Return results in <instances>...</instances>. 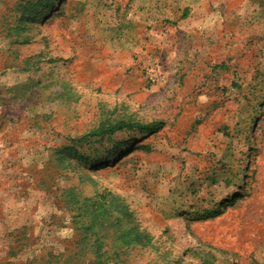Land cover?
<instances>
[{"label": "rangeland", "instance_id": "1", "mask_svg": "<svg viewBox=\"0 0 264 264\" xmlns=\"http://www.w3.org/2000/svg\"><path fill=\"white\" fill-rule=\"evenodd\" d=\"M138 238L264 264V0H0V264Z\"/></svg>", "mask_w": 264, "mask_h": 264}, {"label": "trees", "instance_id": "2", "mask_svg": "<svg viewBox=\"0 0 264 264\" xmlns=\"http://www.w3.org/2000/svg\"><path fill=\"white\" fill-rule=\"evenodd\" d=\"M188 15V10H185L184 17ZM163 121H155L150 124H142L139 122H129V121H118L116 123H109L105 126H101L95 131L92 132L93 136L102 137L107 134H111L117 131L122 130H132L137 129L140 132H158L164 127ZM105 196L101 195V198ZM122 206H126V204H122ZM132 242H137L140 246L145 248L146 246L150 247L153 243L149 242L145 238L138 239H128L126 240L125 249L121 252H115L111 245L104 250V264H137L132 263L129 258L128 247ZM151 243V244H150ZM154 247V245H153ZM195 253L190 250H185L183 252L176 253L173 251V248H169L164 253L155 256L151 261H146L141 264H199L195 261Z\"/></svg>", "mask_w": 264, "mask_h": 264}]
</instances>
